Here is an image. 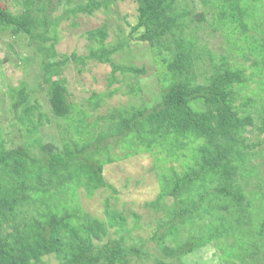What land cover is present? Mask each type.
Instances as JSON below:
<instances>
[{
    "label": "trees",
    "instance_id": "1",
    "mask_svg": "<svg viewBox=\"0 0 264 264\" xmlns=\"http://www.w3.org/2000/svg\"><path fill=\"white\" fill-rule=\"evenodd\" d=\"M2 1L0 33L24 36L32 47L40 72L38 90L46 87L52 118L40 110L27 85L10 93L12 119L27 140L6 148L0 127V264H52L51 258L54 264H183L184 257L206 245L216 247L219 264H264V191L255 186L260 179L247 164L262 154L254 151L259 142L250 138L264 135V99L252 92L238 103L250 77L230 64L228 55L211 63L212 72L196 84V65L204 55L195 38L186 36L191 16L180 6L182 0H134L137 17L128 25L127 38L108 46L105 26L89 31L87 40L97 47L86 56L58 55L51 31L71 16H90L115 0H88L64 8L59 16L53 14L71 0H16L20 8L15 13ZM198 2L216 8L224 40L239 29L251 51L261 53L254 66L264 67V0ZM198 19L203 21V15ZM251 31L261 36V45L249 40ZM129 40L147 44L164 65L159 101L150 109L115 110L105 129L91 132L82 119L72 117L63 68L96 61L111 66V77L117 71L142 76L144 69L111 61ZM232 50L231 44L228 52ZM51 119L60 133L59 146L45 145L36 136ZM123 143L124 157L149 151L178 164L159 173L158 197L145 205L161 211L148 240L153 247L146 240L128 241L137 218L127 227L128 217L106 202L105 220H100L78 202L79 188L92 195L111 187L103 179V167L113 162L110 148ZM249 184L262 195L246 191Z\"/></svg>",
    "mask_w": 264,
    "mask_h": 264
},
{
    "label": "rangeland",
    "instance_id": "2",
    "mask_svg": "<svg viewBox=\"0 0 264 264\" xmlns=\"http://www.w3.org/2000/svg\"><path fill=\"white\" fill-rule=\"evenodd\" d=\"M87 1L71 0L68 5L59 6L53 16H59L64 8H72ZM193 2L182 0L180 6H186L191 16V24H188L186 36L195 38L197 49H200L204 55V58L196 65V84L204 82L212 72L211 63L217 64L220 62L219 56L228 55V62L243 68L246 75L250 77L247 87L239 91L238 103L241 97H248L252 92L254 93L252 97L258 96L264 99V67L260 64L256 67L253 64L261 53L251 51L249 42L244 41V35L239 29L236 35L228 37L229 41L224 40L225 29L218 23L219 15L216 8H203L198 0ZM2 3L1 5L3 7L5 5L12 13L20 8L16 0H3ZM200 14L203 15L201 22L198 19ZM260 16L264 17L263 9ZM136 17L134 0L111 1L106 9L95 11L90 16L82 14L71 16L51 31L57 40L55 50L60 56L71 54L86 56L92 47L94 49L97 47L96 41L87 40V32L101 26L107 29L104 44L108 46L118 44L123 38H127L128 25L132 26ZM227 32L231 33V30ZM249 40H257L258 46L261 45V36L254 31H251ZM231 44L233 50L228 52ZM210 57L214 58V62H211ZM111 61L123 68L144 69L145 74L136 76L132 73L117 71L111 77V66L96 61H86L85 64L77 65L70 63L62 71L61 78L66 82L67 103L72 107V117L75 120L82 119L83 124L91 132L97 131V128L105 129L109 115H112L115 110L127 111L131 107L150 109L158 103L161 94L164 65L157 52L147 44L129 40L121 51L111 56ZM39 75L37 58L32 47L27 44L26 38L20 35L12 36L9 31L0 33V127L6 148H15L27 140L21 137L18 132L20 127L12 119L10 111L12 91L27 85L38 101L40 110L52 118L46 87H43V91L38 90L40 80L37 76ZM112 78L113 81H111ZM36 136L40 137L45 145L51 143L55 146L60 145V133L52 119L51 123H44V127ZM245 136L250 137L248 134ZM250 139L254 143L259 142L260 145H257L254 151L261 150L262 154L259 157H250L247 164L253 167L255 176L257 175L260 179L254 181L255 186L260 184L264 191V143L262 142L264 135L257 137L253 134ZM126 150L125 143L112 146L109 150V157L113 159V162L105 163L102 175L104 181L111 187L99 189L92 195H86L84 189L79 188L78 202L84 212L100 220H105L106 202L110 208L117 209L128 217L127 227H133V222L137 218L139 225L133 227L128 241H148L154 231V222L161 211L155 210L154 207H145V205L155 202L158 197L161 190L159 173L169 170V167L177 168L178 164L162 153L153 154L149 151L124 157ZM255 176L252 178H256ZM249 187L246 191L254 189L253 192L257 191L262 195L258 187H252L251 184ZM163 202L166 205L171 204L169 198H165ZM147 244L154 246L150 241ZM51 262L54 264L55 260L51 258ZM150 263L151 261L132 262V264ZM183 264H219L218 251L215 246H203L184 257Z\"/></svg>",
    "mask_w": 264,
    "mask_h": 264
}]
</instances>
